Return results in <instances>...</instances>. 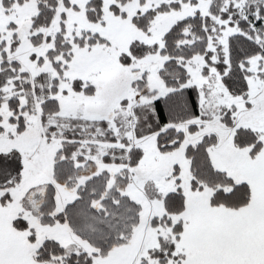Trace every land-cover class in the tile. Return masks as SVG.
<instances>
[{
    "label": "snow or ice",
    "instance_id": "snow-or-ice-1",
    "mask_svg": "<svg viewBox=\"0 0 264 264\" xmlns=\"http://www.w3.org/2000/svg\"><path fill=\"white\" fill-rule=\"evenodd\" d=\"M0 264H264V0H0Z\"/></svg>",
    "mask_w": 264,
    "mask_h": 264
}]
</instances>
